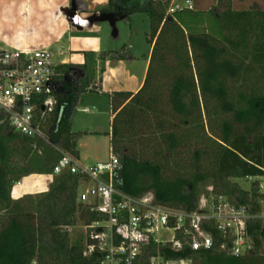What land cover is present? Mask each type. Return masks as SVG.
I'll list each match as a JSON object with an SVG mask.
<instances>
[{"label": "trees", "instance_id": "obj_1", "mask_svg": "<svg viewBox=\"0 0 264 264\" xmlns=\"http://www.w3.org/2000/svg\"><path fill=\"white\" fill-rule=\"evenodd\" d=\"M169 1L108 0V6L102 10L116 19L145 13L150 21L149 43L153 44L141 89L135 94L113 93L111 97L115 116L110 146L119 159L114 184L129 195L151 193L160 205L190 210L195 207L196 184L211 176L223 183L214 190L215 197L222 196L235 207L260 214L259 200L264 195L255 191L249 195L227 179L264 176V94L255 89L233 94V87L227 82L232 80L234 85L240 72L247 75L252 71L253 63L264 65V10L233 11L227 1L226 10L221 12L223 17L235 12L249 18L254 14L255 19L250 21L257 25L248 30L227 21L228 31L225 30L229 36L221 41L205 32H184L172 17L165 15ZM153 63L157 68L152 69ZM81 68L84 75L74 79L69 66L55 67L60 82L57 105L41 125L47 150L38 163V173H52L61 157L57 149L77 157L70 116L78 96L88 89L86 67ZM210 105L214 109L210 110ZM211 111H217V115L219 111L232 114L230 118L219 117L221 137L206 135L203 115L209 116ZM174 115L180 125L172 121ZM190 127L195 146L188 158L182 149L189 135L186 129ZM14 139L30 145L45 141L21 136L7 122H0V200L6 206L11 204L10 190L18 181L11 177L7 163L9 143ZM204 159L213 165L209 174L197 172ZM32 173L35 171L25 170L22 177ZM82 180L80 175L63 170L53 176L46 192L30 196L32 211L8 212L7 221L0 228V264H97L95 256H83L79 243L69 244L65 231L78 221L88 224L97 218L88 205L78 201ZM252 184L257 188L259 180ZM246 229L253 248L239 257L225 255L216 248L192 251L188 247L180 252L163 248L161 255L165 259H187L191 264H262L259 251L264 220L253 218Z\"/></svg>", "mask_w": 264, "mask_h": 264}, {"label": "built area", "instance_id": "obj_2", "mask_svg": "<svg viewBox=\"0 0 264 264\" xmlns=\"http://www.w3.org/2000/svg\"><path fill=\"white\" fill-rule=\"evenodd\" d=\"M183 9L193 10L191 0L182 6L174 1L166 9L170 17ZM53 54L46 48L0 47V122H7L22 136L45 138L41 127L57 105L59 81ZM61 157L51 175L69 170L82 177L78 201L88 205L97 218L83 224V256L97 258V264H184L187 259H165L163 248L180 252L210 250L239 257L248 253L252 242L247 222L264 219L245 207H235L224 197L213 196L210 206L195 205L190 210L175 209L155 202L151 193L132 196L119 190L114 178L118 157L94 165L80 163L57 149ZM251 181L258 177L247 176Z\"/></svg>", "mask_w": 264, "mask_h": 264}, {"label": "crops", "instance_id": "obj_3", "mask_svg": "<svg viewBox=\"0 0 264 264\" xmlns=\"http://www.w3.org/2000/svg\"><path fill=\"white\" fill-rule=\"evenodd\" d=\"M107 6L108 0H0V47L46 48L52 52L56 66H69L70 72L73 71L77 77L84 75L81 67L85 65L88 77V89L85 92L95 95L97 101L92 105H84V101L88 100L81 93L70 116L71 122H74L76 111L95 115L92 114L91 106L94 111L101 108L111 126L115 116L111 104L112 94L137 93L147 74L153 44L148 41L146 55L136 53L139 46L137 43L130 45V50L127 47L120 48L119 23L134 13L114 19L102 11ZM127 49L133 52L129 53ZM101 110L96 115H102ZM86 122L99 121L89 119ZM72 132L76 134L78 160V134ZM88 132L98 131L95 128ZM108 135L111 154V127ZM38 175V181L29 182L27 176L23 177L24 182L14 184L12 199L30 194L32 187L46 192L53 181V175Z\"/></svg>", "mask_w": 264, "mask_h": 264}, {"label": "rangeland", "instance_id": "obj_4", "mask_svg": "<svg viewBox=\"0 0 264 264\" xmlns=\"http://www.w3.org/2000/svg\"><path fill=\"white\" fill-rule=\"evenodd\" d=\"M178 3L182 6L185 5V0H170L168 6L171 2ZM194 5L193 10H187L183 9L182 11H177L174 14H172L170 17H172L175 22L181 26L186 33H208L211 34L213 37L224 40L229 35L226 36V30L228 31V27L226 25L227 21H234L238 23L239 26H245L248 30L251 28H255L257 25L256 23L252 22L255 17L248 15H239L235 12V14H231L227 16V18L223 17L221 12L225 9L227 6V1L230 2V6L233 8V11L242 12L243 10H251V12L257 11V10H264V0H191ZM167 6V7H168ZM167 9V8H166ZM243 9V10H242ZM166 13V11H165ZM238 15V17H237ZM249 18V19H248ZM252 18V21H250ZM145 19V22L143 21ZM249 22V23H248ZM120 28V34L121 39L118 42L119 47L124 49L127 47L129 50L131 48L130 45H137L139 44L138 48H136V53H139V55H146L148 52V37L150 35V21L148 16L143 12H136L133 15H131L126 21L119 23ZM226 29V30H225ZM137 43V44H135ZM137 47V46H136ZM8 49H12L8 48ZM127 51L129 53H132L131 51ZM135 51V50H134ZM124 52V51H122ZM123 54H126L124 52ZM240 58H243V55L240 54ZM249 56V55H248ZM155 63V62H154ZM153 63L152 69L157 68V65ZM192 66L194 69V74L196 76V70L194 63L192 61ZM244 66V65H243ZM252 71H249L247 75L245 73L243 74L240 72L237 75L236 80L233 81L236 82L233 85L232 80H229L227 82L228 86L233 87V94H237L239 91H249V89H255L257 90L258 94H264V65L262 67L257 66L255 63L252 64ZM63 69V68H62ZM64 72V69L62 70ZM70 74L76 79L77 76H74V72L71 71ZM243 75L246 76L243 80ZM82 96H84V99H87L88 101H84V105H92L93 102L97 101V97L95 95H88L86 92H82ZM91 94H94L93 92ZM99 98V97H98ZM204 99V98H203ZM99 100V99H98ZM231 100H233L231 98ZM211 102H214L213 100ZM205 103V102H204ZM94 113L92 114H98L100 113L101 108H97L99 110H95L89 106ZM210 110L214 109L213 105L209 106ZM102 111V110H101ZM103 112V111H102ZM173 113V112H172ZM216 115H215V114ZM204 114V113H203ZM207 114V113H206ZM203 115L204 119V126L206 135L209 137H214V135L221 137L222 131H221V122L219 117H225L230 118L232 116L231 113L225 114L221 111H219V114L217 115V111L210 112L209 116L207 114ZM89 115L82 112H74L73 115V121L71 122V131H74L78 134L77 136V148L79 151V157L78 160L80 163L85 165H94L96 161L101 160L102 162L108 161L110 156V149H109V131H110V123L107 122V116L105 115V112L102 113V115ZM168 120L170 116L167 114ZM173 122L174 124H179V119L174 115ZM95 120L99 122H86L87 120ZM97 129V133H90L88 131H92V129ZM183 126H179V129H183ZM186 129V128H185ZM264 131V127L262 129ZM187 133L189 134L192 132V127L189 129H186ZM22 136V135H21ZM191 134L188 135V138L185 140L184 148L182 149L183 153H187L188 158H191L192 152L194 149V139L189 137ZM190 139V140H188ZM249 140H252V137L249 138ZM47 141H43V143H39L37 141L33 142L32 145L28 142H22L21 140L14 139L9 143V150L10 153L8 155L7 163L9 167L11 168V177L18 179L16 182L17 184H20L22 181L24 182L23 172L25 170H31L35 171L37 175H28L30 180L29 182H35L40 179V176L38 174L39 166L38 163L43 159L44 150H47L46 144ZM54 147V146H53ZM52 147V148H53ZM54 149V148H53ZM26 150H28L26 152ZM42 158V159H41ZM45 161V160H44ZM203 165L201 169L197 170V172L201 173H210V169L212 170L213 165L209 163L208 160H203ZM21 177V178H20ZM23 179V180H22ZM257 180H259V185L257 188H253L252 181L249 180L246 177H230L227 179V181L234 186H237L239 189L247 192L249 195H251L254 191L257 194L264 195V176L258 177ZM27 182V181H26ZM28 182V183H29ZM15 183V184H16ZM27 183V184H28ZM223 183L220 180H216L213 177H207L205 180L200 181L196 184V199H195V205H201L205 203V205L210 206L212 199H213V192L217 188L219 189ZM83 189V183L80 184L78 193ZM40 189H37V187H32L31 193L27 194L19 199H12V188L10 190V198H11V204L9 206H6V203L1 202L0 200V228L3 223L7 221V214L10 211H32L33 210V201L30 196H36L40 193H43L39 191ZM261 195V196H262ZM259 204L261 205V214H264V199L259 200ZM7 207V208H6ZM264 220V219H263ZM65 231L68 234L69 237V244H77L79 243L80 246L83 247L84 240H85V229L83 227V221H78L75 225L66 227ZM260 256L262 260V264H264V239L262 240V245L260 248ZM35 264V263H32ZM170 264H180L177 261H173ZM184 264H191V262L188 260Z\"/></svg>", "mask_w": 264, "mask_h": 264}, {"label": "water", "instance_id": "obj_5", "mask_svg": "<svg viewBox=\"0 0 264 264\" xmlns=\"http://www.w3.org/2000/svg\"><path fill=\"white\" fill-rule=\"evenodd\" d=\"M104 14L107 15V16H110V17L114 18L112 14H107V13H104ZM114 19H116V18H114Z\"/></svg>", "mask_w": 264, "mask_h": 264}]
</instances>
